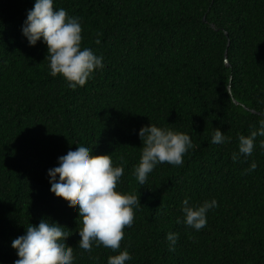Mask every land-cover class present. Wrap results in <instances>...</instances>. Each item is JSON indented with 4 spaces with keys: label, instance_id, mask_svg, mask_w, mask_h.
I'll list each match as a JSON object with an SVG mask.
<instances>
[{
    "label": "trees",
    "instance_id": "1",
    "mask_svg": "<svg viewBox=\"0 0 264 264\" xmlns=\"http://www.w3.org/2000/svg\"><path fill=\"white\" fill-rule=\"evenodd\" d=\"M34 3L0 0V264H15L12 242L42 218L72 233L75 264L123 251L127 264H264V137L232 161L239 137L264 121V0H54L104 57L75 90L50 75L47 46L22 35ZM151 125L188 134L193 148L183 166L159 165L140 185L138 133ZM216 129L230 142L213 145ZM77 143L111 156L124 168L116 191L140 199L118 252L81 250L77 206L50 190L48 171ZM185 199L218 203L200 232L177 222Z\"/></svg>",
    "mask_w": 264,
    "mask_h": 264
},
{
    "label": "clouds",
    "instance_id": "2",
    "mask_svg": "<svg viewBox=\"0 0 264 264\" xmlns=\"http://www.w3.org/2000/svg\"><path fill=\"white\" fill-rule=\"evenodd\" d=\"M22 26V35L30 47L43 42L48 49L46 59L50 75L62 77L75 90L84 85L93 70L103 67L104 57L91 45L82 41V23L79 18L70 17L63 10L54 9V0H35L34 8L27 12ZM142 153L134 173L140 185L147 182L148 176L162 164L183 166V157L193 148L188 134L174 132L151 125L139 130ZM264 137V121L259 131L251 136L239 137L238 154L232 156L233 163L240 156L251 157L255 150L257 137ZM225 135L216 129L212 137L213 145L229 143ZM264 149V141L259 145ZM253 163L249 172L256 171ZM50 190L63 194L68 203L78 208L83 227L78 231L81 240L78 247L91 253L93 246L105 247L118 252L124 239V230L132 228L135 209L141 207L140 199L134 195H123L116 191L117 184L124 175L123 167H113L111 156H94L92 148L85 143L75 146L68 144L67 150L58 154L56 163L47 173ZM218 207L216 200L205 201L202 205H190L183 201V221L196 232L207 226V214ZM72 233L50 218H42L38 226L26 228L25 235L12 242V248L19 259L15 264H75L74 249L66 246V238ZM169 251H175L179 235L169 233L166 237ZM132 257L128 251L109 257L107 264H127Z\"/></svg>",
    "mask_w": 264,
    "mask_h": 264
},
{
    "label": "water",
    "instance_id": "3",
    "mask_svg": "<svg viewBox=\"0 0 264 264\" xmlns=\"http://www.w3.org/2000/svg\"><path fill=\"white\" fill-rule=\"evenodd\" d=\"M225 55H226V57H227V52L225 53ZM226 63H227V65L229 66V62H228V60L226 59ZM236 104H238V102L234 99L233 100Z\"/></svg>",
    "mask_w": 264,
    "mask_h": 264
}]
</instances>
